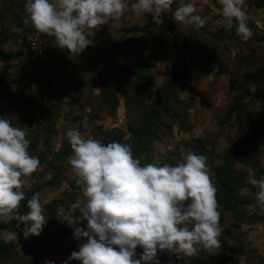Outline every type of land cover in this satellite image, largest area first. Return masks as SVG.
<instances>
[{"label":"rangeland","instance_id":"1","mask_svg":"<svg viewBox=\"0 0 264 264\" xmlns=\"http://www.w3.org/2000/svg\"><path fill=\"white\" fill-rule=\"evenodd\" d=\"M24 2L0 0V52L5 55L0 57V107H6L5 117L11 119L13 126L27 128L29 148L43 152L35 155L40 160L39 168L30 177H22L21 190L28 191L30 198L33 193L40 194L48 220L39 236L28 239L19 234L17 228H0V240L7 231L18 233V240L7 245L0 264H45L46 260L62 264L72 251H78L77 245L81 242L72 238L71 227L62 224L64 218L56 216L58 208L68 211L82 195V185L76 184L68 162L73 152L63 161L64 172L53 183H48L53 169L50 159L52 153L68 141L64 133L70 128L77 129L85 138H94L98 129H121L125 131V137L129 136L130 117L126 113L124 95L118 93L116 108L103 102L99 88L100 73L88 63L104 39L118 48L114 54L119 58L129 57L135 44L154 49L156 60L145 82L150 98L164 84L169 72L174 67H181L179 57L188 68V73L181 80V89L175 95L179 115L171 119L168 128L160 130L152 148L142 155V159L148 155L152 163L164 164L170 152L180 154L181 148L195 151L206 156L210 180L217 189L213 169L221 162L237 157V167L253 174L252 168L240 159L252 153L247 146L249 133L261 129L256 132L255 146L264 174V99L258 95L260 90L256 84L247 85L251 95L246 99L248 103L242 104L245 110H241V116L250 121L246 130L239 125L238 112L232 109L234 103L245 95L243 85L247 71L254 73L264 66V0L260 5L256 0H245L247 25L252 31L249 39H243L236 33V21L231 28L227 27L217 0H195L197 14L206 20L203 27L177 24L172 18L173 11L192 0H174L166 13L172 26L170 34L162 32L161 24H155L150 14L135 16L126 12L119 28L114 24L100 26L92 37L94 46L87 47L78 56L57 48L54 38L39 33L31 23L24 22L26 16L21 23L25 13ZM14 28L19 30L14 31ZM34 41L42 49V54L36 57ZM46 53L49 56L44 58ZM45 72L47 77L42 80ZM16 91L24 93L23 102L20 104V99L19 104L10 106L6 96L14 97ZM31 100L36 104H31ZM22 108L35 115L29 126L26 122L20 126L24 113ZM13 109L16 112L11 115ZM48 125L54 129L48 138L50 146L37 140V135L30 131L42 135L43 128ZM243 193L254 198L253 203L246 207L248 213L264 217V210L255 200V192L245 189ZM218 211L222 231L241 232L244 245L243 253L231 256L227 252L220 264H264V235L258 232L249 234L248 224L235 228L231 224L230 212L224 211L219 204ZM86 223L82 221L80 226H86ZM259 224L264 225V221L250 225L258 228ZM158 255L161 264H184L182 254L179 257L168 253ZM69 264L80 262L72 260Z\"/></svg>","mask_w":264,"mask_h":264},{"label":"clouds","instance_id":"2","mask_svg":"<svg viewBox=\"0 0 264 264\" xmlns=\"http://www.w3.org/2000/svg\"><path fill=\"white\" fill-rule=\"evenodd\" d=\"M174 0H25V23L39 33L54 38L57 48L78 56L94 46L100 26L120 27L126 12L135 16L151 15L155 24L171 9ZM222 16L236 33L249 39L245 0H217ZM177 24L203 27L205 18L197 14L195 0L182 4L172 13ZM18 31L19 29H13ZM0 116V223L17 219L25 239L39 236L48 218L40 194L27 200L29 211L17 217L25 192L22 177H30L40 166L38 156L29 152L27 128L15 127ZM73 155L69 158L75 182L82 195L68 211L56 216L73 230L80 241L78 251L62 261L80 264H161L158 253L193 257L201 248L209 253L221 242L217 189L210 180L207 158L192 150L180 149L175 165L157 162L142 164L134 158L133 146L85 138L77 129L64 133ZM255 200L264 210V176L251 175ZM86 221V226H80ZM4 243L18 240L15 230L2 235ZM142 249L139 254L137 248ZM45 264H54L46 260Z\"/></svg>","mask_w":264,"mask_h":264},{"label":"trees","instance_id":"3","mask_svg":"<svg viewBox=\"0 0 264 264\" xmlns=\"http://www.w3.org/2000/svg\"><path fill=\"white\" fill-rule=\"evenodd\" d=\"M257 4H261L262 0H256ZM162 17L163 24H161V30L164 33L170 34L172 32V26L169 19L166 16ZM24 16L21 18V23L24 21ZM116 48L115 45H110L107 39L99 44L95 50V57L88 60L89 66L96 69L100 73L99 88L103 102L108 103L112 108H116L119 104V94L122 93L125 97V109L129 115L130 120L128 123L129 136L125 137L126 133L121 129H98V133L94 135V139H98L103 143H109L117 141L120 143H129L133 146L134 158L140 159L142 164L152 163L150 157L146 155L142 159V155L148 152L152 148L153 142L159 135L162 128H168L167 125L174 116L179 115L175 102L178 101L176 98V92L181 89V80L188 73V68L184 63L183 59L179 57L181 67H174L167 75L164 84L157 88L154 97L150 98L148 95L149 89L146 87V80L149 78L150 69L153 66L156 58L155 51L151 47L146 48L145 45H132L130 56L126 58H119L115 56ZM49 55L46 53L44 58ZM0 57L4 58L3 52H0ZM250 58V57H249ZM248 63L251 62L248 59ZM47 73H44V78L47 77ZM14 79V78H13ZM254 83L260 90L258 94L264 99V66L259 68L257 72L247 73L244 76L245 95L234 103L233 110L238 112L239 125L241 128L246 130L250 121H247L241 116V110H245V106L242 105L247 102V98H250V89L247 85ZM247 86V87H246ZM1 94V91H0ZM24 96L21 91H16L14 97L8 95L6 99L9 100L8 105L15 103L19 104V100ZM20 104H22L23 99ZM31 104L35 105V101L31 100ZM16 106V105H15ZM14 106V108H15ZM23 120L20 126H23L26 122V126H29L33 120V116L28 111L22 108ZM16 109H13L11 115L15 114ZM26 112V113H25ZM37 110L35 111V113ZM7 113L6 107H0V116H5ZM6 118V117H4ZM7 119V118H6ZM11 120V119H10ZM243 129V130H244ZM53 127L43 128L42 135L40 132L30 131L32 134L37 135V140H40L50 146L48 138H50ZM261 130V129H260ZM249 133L248 147L252 153L248 156L243 157L240 161H244L250 168H252L253 174L256 178L264 176L263 170L260 166L259 152L255 146L256 132ZM29 152L32 155L43 153L41 150L35 151L30 149ZM72 153V149L68 141H65L58 151H55L51 155L52 160V177L48 183H53L58 176H61L64 172L63 161L65 158ZM258 155V156H257ZM180 160V154L177 152H170L167 157V163L175 165ZM237 157L229 159L219 163L214 167V174L217 186L216 200L217 203L222 207L224 211H228L231 214V224L237 228L242 224H253L261 220L262 217L258 215H250L246 210L248 205H251L254 198L248 194H244L245 189H249L251 192H256L254 186L248 183V179L251 176L249 171L240 169L236 165ZM78 185V184H77ZM75 186V185H74ZM81 186V185H78ZM25 192V200L21 201L19 210L17 213L25 214L28 210L26 204L27 200L30 199V193ZM17 221H11L8 224L0 223V228H17ZM22 234L23 225L19 228ZM221 242L220 248L214 250V253H209L201 248L197 255L193 257H185L182 255L184 264H220L225 258V253H229L231 256H236L244 251L243 239L241 232L236 230H225L221 232L219 237ZM233 240V242H231ZM11 243V242H10ZM0 240V258L5 252L8 244ZM138 249H140L138 247ZM142 251V249H140ZM160 254H167L163 252Z\"/></svg>","mask_w":264,"mask_h":264},{"label":"crops","instance_id":"4","mask_svg":"<svg viewBox=\"0 0 264 264\" xmlns=\"http://www.w3.org/2000/svg\"><path fill=\"white\" fill-rule=\"evenodd\" d=\"M263 221H264V217H262L261 220L258 221V223H262ZM247 228H248V229H247V230H248L247 232H248L249 234H257V232H258L260 235H261V234L264 235V233H263V232H264V229H263V228H264V225H262V224H259V225H258V228H257V227H253V226H251V225L249 224ZM258 229H260L261 231L258 230ZM262 229H263V231H262Z\"/></svg>","mask_w":264,"mask_h":264},{"label":"built area","instance_id":"5","mask_svg":"<svg viewBox=\"0 0 264 264\" xmlns=\"http://www.w3.org/2000/svg\"><path fill=\"white\" fill-rule=\"evenodd\" d=\"M33 49H34V56L36 57V56H39V55H41L42 54V49H41V47H39L37 44H36V42L34 41L33 42Z\"/></svg>","mask_w":264,"mask_h":264}]
</instances>
